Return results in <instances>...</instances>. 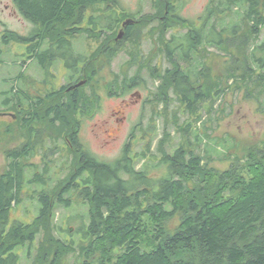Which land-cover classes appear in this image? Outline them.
<instances>
[{
    "label": "trees",
    "instance_id": "trees-1",
    "mask_svg": "<svg viewBox=\"0 0 264 264\" xmlns=\"http://www.w3.org/2000/svg\"><path fill=\"white\" fill-rule=\"evenodd\" d=\"M15 3L26 19L40 24L43 34L46 31L56 34L58 21L70 19L76 9L81 12L84 7L95 4L99 10L100 6L102 10L98 14L111 13L109 23L103 15H98L96 39L101 44L109 36L105 33L113 32V37L116 36L118 11L137 18L123 10L117 0H15ZM105 3L112 6L105 9L102 6ZM167 3L163 18L158 20L161 25L155 24L162 28L159 37L162 58L170 64L155 73L163 82L160 90L157 87L158 92L163 91L164 100L168 102L169 90L185 111L192 114L203 107L204 101L212 99L208 110L211 114L222 91L212 84L211 69L205 61L206 46L237 48L243 57L241 68L238 65L236 70L239 68L245 75L254 74L252 61H262L264 65V57L258 55L259 48L264 54V42L250 44L251 39H259L264 27V0H210L204 20L212 26L201 28L183 26L188 20L180 17L174 3ZM228 18L238 21L230 33L224 24ZM177 27L186 31H175L169 37V28ZM134 28L135 25L130 24L125 40L135 42ZM207 33L209 41L205 39ZM11 36L24 42L18 33ZM129 53L133 62L138 59L135 52ZM108 56L109 59L114 57L113 54ZM88 64L87 59L82 60L77 79L84 77L86 70L85 87L94 85L91 93L96 95V101L100 100L102 84L109 94L119 95L118 92H123L126 85L135 84L140 76L138 72L133 76L115 72L113 81L105 83L98 69L88 73ZM20 82L15 93L13 86L10 92H2L11 101L10 104L5 102L3 107L15 109L16 122L26 141L7 151L8 165L0 173V264H22L18 249L26 248L27 255L31 256L32 246L42 234L45 236L41 243L39 241L33 264L43 259L57 264L72 252L75 241L66 242L57 236L54 217L60 206L68 209L74 204V196L80 200L75 204L88 208L87 222L79 228L85 239L79 245V264H264V145L250 150L243 161L237 160L223 170L208 162L213 160L211 149L204 147L197 151L192 140L188 145L181 141L171 152L162 151L157 162L147 160V152L155 156L148 151L149 143V147L146 145L134 154L130 147L132 142L126 144L117 159L103 160L86 148L78 136L81 120L91 108L89 95L82 86L73 92L66 86L50 91L46 105L41 100L43 97L38 100L29 97ZM46 123L58 135L62 132L55 130L56 126L62 127L65 146H69L75 156L73 169L53 188L47 187L45 177L49 173L45 157L49 156L51 147L43 153L42 171H34L32 177L27 178L28 167L35 166L28 163L29 159L36 155L42 137L41 125ZM189 126L187 123L184 132ZM58 139L55 138V149L62 150L65 146H61ZM195 139L199 144L205 140L199 138L198 133ZM137 158H144L141 168H137ZM154 168L160 170L159 176L152 174ZM243 170H247L249 176ZM33 183L41 186L40 190L33 189L36 195L26 192ZM26 196L38 200L37 216L32 221L12 219L14 210ZM175 219L177 222L171 227Z\"/></svg>",
    "mask_w": 264,
    "mask_h": 264
},
{
    "label": "rangeland",
    "instance_id": "rangeland-1",
    "mask_svg": "<svg viewBox=\"0 0 264 264\" xmlns=\"http://www.w3.org/2000/svg\"><path fill=\"white\" fill-rule=\"evenodd\" d=\"M167 2L176 4L180 17L188 20L182 23L183 26L187 24L186 28H190V26H196L197 28H201L203 25L212 26L209 21L205 22L206 20H204V16L207 15L205 11L210 4V0H117L123 10L137 16V18L133 17V19H138L132 31L135 42L133 39L129 41L123 37L118 40L116 49L118 34L123 29L119 28L114 37V33H105L106 36L107 34L109 36L102 44L96 42V52L91 57L94 59L88 60V72L92 71L93 68L98 69L99 75L105 78V83L113 81L115 72L128 73L132 76L137 75L138 72L140 76H138L135 84L132 86L126 85L123 92H118L119 95L109 94L108 89L102 84L99 89L101 95L99 101H96V95L91 93L94 85L85 87L83 84L84 87L82 86V88L89 95L91 108L79 125L80 139L94 155L109 161L120 157L128 143L132 142L130 147H132V153L134 154L142 151L149 143L151 148L148 151L153 152L155 156L151 157V153L147 152V160L154 159L155 162L161 157L162 151L171 152L181 141L188 145V141L192 140L195 143L191 144L197 151H201L204 147L212 150L213 160L210 161L209 159L208 161L212 166L219 170L226 169L237 160L243 161L250 150L264 145V65L261 64L262 61H252L251 66L254 68V74L245 75L239 68L238 71L236 70L238 65L241 68L240 59L243 57L238 53L237 48L227 50L220 48L219 45H208L204 54L206 64L211 69V81L222 91L221 98L214 102L212 113H208L212 99L204 101L203 107L197 113H187L185 107L168 90V87V102H166L163 91L160 93L157 88L159 87L160 90L163 82L155 73L163 67L170 66V64L162 58L163 54L161 53L159 41L162 28L155 24H160L158 20L165 13L164 7L167 6ZM4 3L13 4L12 0H4ZM100 10L99 6L97 13ZM12 11L11 8V10L0 12V20L5 21L7 27L15 30L18 34L26 35L28 28L26 18L19 11L16 13H12ZM142 16L144 17L140 19L139 17ZM233 20L234 18H228L224 23L227 24L228 33L231 32L233 25L238 22ZM181 28H169L168 36L170 37L175 31V33L186 31V29ZM217 28L220 29V25ZM2 30L3 26L0 24V31ZM205 39L209 41L210 35L208 34ZM262 41L264 42V27L261 29L259 39L257 41L251 39L250 44H257ZM89 42L88 39L87 45H85L86 50L89 49ZM0 46H2L1 43ZM110 48L116 50L111 49V52ZM13 49L15 50L14 53L3 55L0 58V173L8 165L7 151L21 146L26 141L24 133L19 130V125L16 122L18 116L14 111L15 109L3 107L5 105L3 101L6 98L2 92L10 89L14 84L19 87L18 81L20 80L22 81V83L20 82L22 88L28 93V96L43 97L47 105V94L52 91L43 85L44 75L34 70L33 67H37L38 63L34 62L29 70L28 58L23 55L25 45L19 44L14 46ZM131 50L138 57L134 62L131 60L129 53ZM109 54H113L114 57L109 59ZM258 55L264 57L262 48H259ZM154 65L158 66L157 71H154ZM62 71L59 67V70H57L58 76L54 78L55 82L59 83L63 77L62 83L66 82L67 76H62ZM54 72H56L55 69ZM260 76L263 84L258 83ZM81 79H83L81 81H85L84 79L87 78ZM122 85L124 86V84ZM197 114L198 116L199 114L202 115L201 118ZM187 123L190 126L188 131L184 132ZM41 127H43L42 137L36 147V155L31 157L28 162L35 166H32V169L31 166L28 167L27 178H31L34 171H42L43 153L51 147L52 150L49 156L45 157L46 162H48L47 171L49 172L45 174V177L48 181L47 187L53 188L73 169L75 156L72 149L65 146L64 132L61 131L62 127L57 125V129H55L62 132L60 135L51 131V127L49 128L47 123L42 124ZM196 133H198L199 138L205 139L200 144L195 139ZM57 135L58 137H56ZM55 138H59L61 146H65L62 150L60 148L55 149L57 142ZM136 164L137 168H141L144 165V158H137ZM243 173L249 176L247 170H243ZM152 174L159 176L160 170L154 168ZM34 188L40 190L41 186L33 183L29 189L27 187L26 192L33 194ZM34 195H36V192ZM74 197V204L68 209L60 206L56 210L57 215L54 217L57 236L63 241L74 240L76 243L74 244L75 249L64 255L57 264H79L81 260L79 245L85 239L83 231H79V228L87 222L88 208L75 204L80 200ZM38 205L37 199L26 196L22 204L14 210L12 219L18 217L25 221H32L38 214ZM176 222L177 219L173 220L170 224L171 227ZM44 236L42 234L32 246L31 256L27 255L26 248L18 249L22 257V264L34 263L35 259L33 257L39 249V241L41 243ZM45 240L47 246H49L48 239ZM145 248L150 249V247H144L143 249ZM48 257L51 258L52 254H49ZM37 264H49V260L43 259Z\"/></svg>",
    "mask_w": 264,
    "mask_h": 264
},
{
    "label": "flooded vegetation",
    "instance_id": "flooded-vegetation-1",
    "mask_svg": "<svg viewBox=\"0 0 264 264\" xmlns=\"http://www.w3.org/2000/svg\"><path fill=\"white\" fill-rule=\"evenodd\" d=\"M13 4L4 3V0H0V12L13 9L12 13L20 12L18 9L15 0H12ZM171 4V3H170ZM105 9L110 8L112 5L105 3L102 5ZM101 6V7H102ZM169 6V5H167ZM176 4H173L175 7ZM97 6L95 4L84 7V9L80 12L78 9L75 10V13L72 15L70 19L62 18L58 21L55 33H49L48 31L43 34L44 29L40 28V24L36 23L32 19H26L28 28L27 34L22 35L19 34L20 37L24 39V44L22 42H18L16 40V36L12 37V33H17L15 30L7 27V23L5 21L0 20V24L3 26V30L0 31V57L3 55H11L14 53V46H18L19 44L25 45V50L23 55H26L28 58L27 64H29V70L34 62L39 65L34 66V70L41 72L44 75L43 85L48 87L50 90H61L64 86H66L68 91H74L75 89H70V87L78 84L83 79H77L80 76V71L82 68V60L87 59L91 61L94 58H91L95 55L96 52V42H97V28L98 25V15H103L105 19L108 20L110 17V12L105 13H97ZM2 8V9H1ZM102 10V9H101ZM124 12V11H123ZM118 11L117 18V30L119 28L123 29L124 37L128 33V27L130 24H135L136 20L133 17L126 14V12ZM11 13V12H10ZM21 13V12H20ZM123 13V14H122ZM163 18V17H162ZM101 21V20H100ZM126 21H130L129 24L124 25ZM43 29V31H42ZM83 30V31H82ZM110 33V32H109ZM113 33V32H111ZM17 35V34H16ZM88 39L90 40L88 46L89 49L86 50L85 45H87ZM118 40H116V49ZM93 49V51H91ZM116 50L114 48H110V50ZM112 52V50H111ZM22 54V53H21ZM44 55V56H43ZM40 56L41 60H40ZM38 59V60H37ZM44 61V62H42ZM42 62V63H41ZM59 67L63 70V75H66V82L62 83V76L59 83L54 81V78L58 76L57 70ZM155 67V65H154ZM156 71L159 69L156 65ZM54 69L56 72H54ZM28 70V71H29ZM96 71L95 68L92 71L88 72L92 74ZM86 70L83 73L82 78H85ZM85 84H86V80ZM8 79L6 80V82ZM84 84V85H85ZM32 86V85H30ZM83 86V85H82ZM16 84L13 85V92L17 91ZM12 87L8 90L11 91ZM43 90V89H42ZM43 92V91H41ZM29 97H34L29 95ZM40 96H36L35 100H38ZM44 104L46 101L41 99ZM11 102L7 98L4 99L3 103ZM80 137V133L78 134Z\"/></svg>",
    "mask_w": 264,
    "mask_h": 264
},
{
    "label": "water",
    "instance_id": "water-1",
    "mask_svg": "<svg viewBox=\"0 0 264 264\" xmlns=\"http://www.w3.org/2000/svg\"><path fill=\"white\" fill-rule=\"evenodd\" d=\"M129 23H130V21H126V22L124 23V25L129 24ZM123 36H124V31L121 30V31L119 32L117 38H118V39H121V38H123ZM83 84H85V81H81V82H79L78 84H76V85L70 87V89H77V88H79L80 86H82Z\"/></svg>",
    "mask_w": 264,
    "mask_h": 264
},
{
    "label": "bare ground",
    "instance_id": "bare-ground-1",
    "mask_svg": "<svg viewBox=\"0 0 264 264\" xmlns=\"http://www.w3.org/2000/svg\"><path fill=\"white\" fill-rule=\"evenodd\" d=\"M124 37V36H123ZM122 39V38H121Z\"/></svg>",
    "mask_w": 264,
    "mask_h": 264
}]
</instances>
